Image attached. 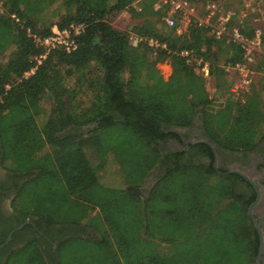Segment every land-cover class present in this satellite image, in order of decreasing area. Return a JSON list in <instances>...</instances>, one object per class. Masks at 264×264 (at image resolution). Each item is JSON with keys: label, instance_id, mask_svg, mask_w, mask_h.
Masks as SVG:
<instances>
[{"label": "trees", "instance_id": "16d2710c", "mask_svg": "<svg viewBox=\"0 0 264 264\" xmlns=\"http://www.w3.org/2000/svg\"><path fill=\"white\" fill-rule=\"evenodd\" d=\"M54 1L9 0L0 13V56L11 48L0 62V166L21 180L10 202L13 219L0 233L2 243L11 231L0 264H255L258 237L246 213L251 197L235 187L240 177L217 172L205 142L165 150L170 139L182 146L177 131L196 115L203 136L221 149L247 150L264 136L261 93L253 89L242 102L227 94L231 79L221 66L238 61L239 48L193 22L182 34L164 28L156 0H60L58 19L40 20ZM121 10L142 20L116 29L110 17ZM10 14L39 37L52 25L80 24L76 48L55 47L36 64L43 48ZM238 25L250 36L249 21ZM129 33L159 45L132 46ZM182 49L209 63L207 78L178 54ZM158 62L170 67L165 79ZM209 78H218L216 106L205 88ZM83 91L90 93L84 105L75 100ZM109 159L119 188L100 183ZM33 225L46 236L56 229L54 250Z\"/></svg>", "mask_w": 264, "mask_h": 264}, {"label": "built area", "instance_id": "2783aa9c", "mask_svg": "<svg viewBox=\"0 0 264 264\" xmlns=\"http://www.w3.org/2000/svg\"><path fill=\"white\" fill-rule=\"evenodd\" d=\"M248 6L249 3L246 4L245 2L243 3V9L235 12L225 10L223 6L214 0H207L203 5L201 3H188L185 0H156L153 4L154 10L160 9L163 11L161 16L163 27L172 28L175 34L184 33L187 25L193 22L196 26L205 29L206 33L211 34L215 39H224L225 43L234 44L239 48L240 59L232 64L226 63L221 67L231 79L227 94L232 99L241 102L251 94L253 89L256 90L257 82L264 88V14L262 13L258 17H254V15L250 17L253 12H249V16H247L244 9L249 8ZM3 12L4 9L0 10V13ZM9 17L20 28H23V22L17 16L10 14ZM243 20L249 21L251 26L250 36H246L241 31V26L238 25ZM81 28L80 24H68L63 28L52 25L50 33L43 37H39L28 27L23 29L35 46L43 48V52L34 58L36 64H38L45 54L55 47H61L66 52L73 51L76 48L73 37ZM128 41L132 46L140 41H145L148 46L153 48L159 45L157 40L152 37L145 39L132 33H129ZM178 54L185 57L186 62L192 63L195 71H198L204 78L208 77L209 63L201 56L194 57L186 49L180 50ZM164 64L167 63L158 62L156 64L161 75L164 73L166 75ZM162 66L165 68L163 72L161 70ZM34 69L35 66L30 67L23 73V77L33 73Z\"/></svg>", "mask_w": 264, "mask_h": 264}, {"label": "flooded vegetation", "instance_id": "af4514ba", "mask_svg": "<svg viewBox=\"0 0 264 264\" xmlns=\"http://www.w3.org/2000/svg\"><path fill=\"white\" fill-rule=\"evenodd\" d=\"M198 126L199 122L196 115L193 117L189 127L177 131L180 135L182 146H179L175 139H170L165 142V150H186L187 148H185V146L187 143L193 144L205 138ZM182 133L186 134L185 139L181 137ZM209 146L212 149V167L216 169L217 172V169L224 168L226 169L224 174L232 173L238 175L240 179H235L236 189L242 194L244 199L251 197L249 205L253 203L252 211L259 224L263 237L260 264H264V136L251 148L236 152L221 149L214 143H210ZM184 157H187V155L185 154ZM200 160L202 162L207 161L204 157H200ZM238 173L244 174L248 180ZM156 174V170H154L151 177ZM20 181V179L0 166V233L5 230L7 223L13 219L10 202L15 185ZM146 182H148V180ZM33 229L38 235L44 238L43 240L45 243L51 245L52 250L55 249V243L58 241V237L54 236V234H56V229L54 227L51 229L53 234L51 233L49 236L42 234L36 226H34ZM84 232L91 235L96 234L89 228L88 230L84 229ZM23 236L31 237V234L27 233ZM44 242H41L40 246L42 248H46Z\"/></svg>", "mask_w": 264, "mask_h": 264}, {"label": "rangeland", "instance_id": "374dc122", "mask_svg": "<svg viewBox=\"0 0 264 264\" xmlns=\"http://www.w3.org/2000/svg\"><path fill=\"white\" fill-rule=\"evenodd\" d=\"M206 1L207 0H205L204 2H200V3L203 5ZM214 1L217 2L218 4H220L221 6H223V8L225 10L235 11V12L243 9V3L246 2V4L249 3V6H248L249 8L245 7L246 9H244L245 12L247 13V16H249V12H253V14H251L250 17L252 15H254V17H258L262 13L264 14V0H214ZM7 4H9V0H0V10L5 9L7 7ZM62 12H63V10H62L61 5H60V0H56L51 5H49L43 9V13L41 15L40 20L44 18L47 21L55 22L58 19V16L60 14H62ZM132 18L134 19L132 24H135V23L140 22L142 20V18H140L139 16H135V17L132 16ZM157 26H158V24H155L154 26H151V27L156 28ZM10 50H11V48H8L3 52V54L0 56V62H3L6 59V56ZM223 56H225V54H223V53L218 55V60H220L219 63H221ZM161 70L163 72L165 70V68L162 66ZM227 77L228 76H225L226 79H227ZM72 82H73L72 80H68L66 82L67 86H71ZM216 82H218V78H216V79L215 78H209L208 80H206V83H205V88L208 92L209 97L211 99H213L214 106L220 104L219 102H220V100H222L221 98H219L217 96V94L215 92L214 85ZM255 87H256L255 89L257 90V92H260L262 95V98L264 99V88L261 87L259 82L256 83ZM75 100L77 102H80V104L84 105L90 100V93L88 91L79 92L76 94ZM40 106L44 111H48L49 100H47V99L41 100ZM41 120H43L42 114L37 116V121L40 122ZM156 173H157V170H156ZM151 174L146 179V181L148 180V182H145L141 186V190L143 191V193H145L149 189L150 185L154 181V177L157 175V174L152 175V177H151ZM99 180H100V183L106 187H115V188L121 187L122 182L120 180V177H119V174L117 171V166L111 159H109L108 163L103 168V170L100 171V179ZM96 211H97V209L94 210V212H96ZM91 213L93 214V212H91ZM84 229L88 230V228H84Z\"/></svg>", "mask_w": 264, "mask_h": 264}, {"label": "water", "instance_id": "95a60500", "mask_svg": "<svg viewBox=\"0 0 264 264\" xmlns=\"http://www.w3.org/2000/svg\"><path fill=\"white\" fill-rule=\"evenodd\" d=\"M88 127H93L94 124H88L87 125ZM83 129H85V127H82ZM199 141H202V142H205L207 144L210 145V143L208 142V140L206 138H203ZM185 148H187V146H185ZM240 174L242 177H244L246 180H248V178L244 175V174H241V173H238ZM250 181V180H249ZM252 205L253 203H251L248 207H247V210H246V213L251 221V224L253 226V228L255 229L256 233H257V237H258V247H257V251H256V255H255V258H254V262L255 264H260V259H261V252H262V240H263V237H262V233H261V230H260V227H259V224L256 220V217L254 216L253 214V211H252ZM20 226H18L16 229H18ZM10 234H11V231L6 235L5 239L3 240L2 243H0V248L7 243V241L9 240L10 238Z\"/></svg>", "mask_w": 264, "mask_h": 264}, {"label": "crops", "instance_id": "0c3cea01", "mask_svg": "<svg viewBox=\"0 0 264 264\" xmlns=\"http://www.w3.org/2000/svg\"><path fill=\"white\" fill-rule=\"evenodd\" d=\"M133 6L135 5L134 1L132 2ZM133 18L130 13L126 12L125 10H121L119 12L114 13L110 17V23L113 27L119 30H127L129 29L130 25L133 22ZM164 67H166V75L165 73L162 74V78L165 79L167 75L169 74L170 68L167 64H164Z\"/></svg>", "mask_w": 264, "mask_h": 264}]
</instances>
